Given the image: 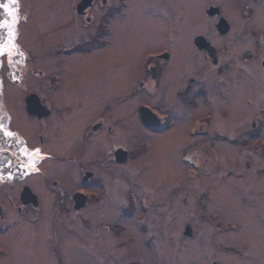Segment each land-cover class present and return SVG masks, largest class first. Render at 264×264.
<instances>
[{"label":"rangeland","instance_id":"obj_1","mask_svg":"<svg viewBox=\"0 0 264 264\" xmlns=\"http://www.w3.org/2000/svg\"><path fill=\"white\" fill-rule=\"evenodd\" d=\"M73 1H65L62 14L55 11L52 3L46 5L51 14L48 25L61 32L62 40L66 39V42L77 41L78 37L76 40L71 38L77 33L86 39L83 36L86 33L73 17ZM143 1L136 0L131 4L129 22H112L116 33L112 44L101 51L99 58L105 59L103 63L98 65L84 58L77 61L78 76H91L75 90L80 93L82 105L72 118L77 123L84 112L85 120H88L102 108L108 110L112 107L116 115L123 117V123L116 130L118 134L102 139L101 146L105 147L100 153L107 152L114 141L124 142L136 153L138 148H134L129 131L133 128L140 132L145 139L140 141V150L145 151L139 159L121 169L134 174L138 168H146L142 170L139 182L149 189L157 187L151 198L157 201L169 199L162 204L160 214L150 215L153 217L149 222L138 226L143 229L145 226V233H139L136 219L128 216L121 221L122 226L114 227V237L107 234L103 224L114 223L119 203L129 207L126 189L134 185L132 181L125 182L116 176L106 194L105 205H99L100 209L94 211L91 204L80 215L74 211L79 208L72 209L75 213L68 211L62 214L56 209L54 198L47 199L46 203L43 198L45 213L40 226L32 229L28 222L22 220L16 226L18 229L11 230L6 242L10 245L11 258L2 260V264H53L46 250L50 243L69 253V264H264V0H175L178 8L172 12L178 33V58L174 60V69L165 75L163 92L155 100L163 108H170L176 101V91L184 88L190 77L200 80V74L205 75L210 84L218 82L219 74L213 72V64L203 59L191 41L195 34H202L218 53L222 43L230 44L228 53L220 55L222 61L228 55L234 57L228 74L235 82L228 92L230 99L223 103L231 113L229 118H224L213 107L202 109L214 114L212 128L222 130L227 139L191 133L189 116L183 123L185 130L174 132L173 129L179 126L177 123L165 134L155 136L153 151H147L148 144L144 145L150 134L142 130L132 113L139 99H127L126 95L139 79L145 51L155 48L150 45L153 40L146 34L149 23L153 20L164 23V41L168 21L144 14L142 8L146 4ZM157 1L146 0L149 4ZM210 2L221 5L232 21L234 33L224 40L215 28L219 14L209 15L205 11V8H217ZM136 24L139 28L137 33ZM125 29L130 33V42L134 40L132 45L140 42L138 49L142 59L138 58L137 70L134 60L126 59L128 51L122 46L124 36L120 31ZM260 31L263 39L257 34ZM248 52L252 54L247 56ZM131 67L133 71H130ZM248 100L252 104L247 105ZM178 109L175 103V113ZM256 114L263 117V122L258 124L261 129L251 135V126L246 123ZM85 120L80 121L79 129ZM170 131L174 136L165 140L162 148L158 146L156 149L157 140ZM210 139L213 145L208 143ZM70 169V176L80 173L73 164ZM75 176L68 179V186H75ZM141 185L136 187L137 191ZM66 205H70L68 201ZM81 214L88 220L82 221L79 218ZM33 249L37 255L31 262L28 259L30 254L26 253Z\"/></svg>","mask_w":264,"mask_h":264},{"label":"flooded vegetation","instance_id":"obj_2","mask_svg":"<svg viewBox=\"0 0 264 264\" xmlns=\"http://www.w3.org/2000/svg\"><path fill=\"white\" fill-rule=\"evenodd\" d=\"M65 1L17 0L16 4H11L10 0H0V3H9L10 8L16 13L15 16H9L5 10L0 9V24L7 21L10 25L0 27V48L5 49L0 52V239L2 238L0 264L2 260L8 261L11 258L10 245L6 243L11 230H15L22 220L28 222L32 229L40 226V220L45 213L43 198L45 203L47 199L54 198L56 209L62 214L69 211L80 215L91 204L94 205L91 206L94 211L100 209L99 205H105L106 194L116 176L125 182L132 181L134 185L126 189L130 199L129 207L127 204L119 203L120 209L113 219L114 223L103 224L107 234L114 237L116 235L114 227L122 226L121 221L128 216L136 219L139 233H145V226L144 229L138 226L149 222V218L153 217L150 215L160 214L162 204L169 199L161 198L157 201L151 198L157 187L152 186L149 189L139 182L142 170L146 168H138L134 174L121 169L135 162L145 151L140 150V141L145 140L142 139L140 132L133 128L129 131L130 138L135 143L134 148H138L136 153L122 141H114L107 152L100 153L105 147L101 146L102 139L117 133L116 130L123 123V117L116 115L112 107L108 110L102 108L96 116L88 120H85L84 112L77 123H74L72 118L82 105L80 93L75 90L91 76H78L77 61L84 58L98 65L104 62L105 59L99 58L103 53L101 51H105L112 44L116 33L112 22L117 21L120 24L129 22L131 4L136 0H74L71 11L79 27L86 33L83 35L86 39L83 40L77 33L71 38L79 39L73 42L62 40L63 35L60 36L62 33L48 25L49 21L51 22L49 20L51 14L47 9V3L55 5V11L62 14ZM143 3L146 4L142 8L144 14L168 21L164 41H162L164 23L159 20L149 23L150 28L146 34L153 40L150 45L155 48L145 51L144 61L141 63L138 59L141 58L140 48L138 49L140 42L132 45L131 42L134 40L130 42L129 31L126 29L120 31L121 36H124L122 46L128 51L126 59L134 60L136 70L137 62L141 67L139 79L126 96L127 99L133 97L139 99L132 113L142 126V130L150 134V138H146L147 142L144 144H148L147 151L154 150L155 136L165 134L177 123L179 126L173 129L174 132L185 130L183 123H186L189 116L191 133H200L206 138L218 135L222 139H227L224 138L222 130L212 128L214 114L202 109L213 107L219 116L229 118L231 112L229 113L223 103L230 99L228 92L235 82L231 74H228L234 57L228 55L222 61L221 55L228 53L230 44L228 42L221 44L220 55L218 50L214 51V46L206 35L195 34L191 39L192 43L205 61H211L214 66L213 72L219 74L220 79L210 84L203 74H200L201 78L197 81L190 77L184 88L177 90L174 95L176 108H179L177 113L174 111L175 103L170 108H163L155 99L163 92L165 75L174 69V60L178 58V33L172 12L178 5L175 0H158L157 3L151 4L144 0ZM210 5L217 4L210 2ZM217 10L216 14L219 15L216 19L221 18L228 26L226 33L218 32L216 29L219 37L224 40L234 33L232 21L225 15L221 5H217ZM137 31L139 32V28L136 24L135 32ZM261 31L257 34L262 38ZM196 36L204 38L208 45L206 49H200L196 45ZM249 54L252 53L248 52L246 55L250 56ZM130 71H133L132 67ZM234 95L238 97L236 93ZM249 103L252 104L248 100L247 105ZM141 106L151 111L158 121L156 126L144 125L140 121L138 108ZM83 118L85 122L79 129ZM261 122L263 117L257 114L251 121H247L246 125L251 126L249 129L251 135L261 129ZM5 132L12 135H5ZM208 143L214 144L211 139ZM37 149L38 155L35 154ZM122 158L124 161L117 160ZM72 164L80 171L76 176L73 175L75 176L73 187L68 186V179L73 177L69 173ZM140 185L141 188L137 191L136 187ZM67 201L69 206L66 205ZM75 203L84 205L79 210H74ZM72 209L75 212H72ZM79 218L84 222L88 220L83 218V214ZM46 250L49 251L47 254L51 255L53 264H69L71 256L57 244L50 243ZM35 252L33 249L32 252L26 253L30 254L28 259L31 262Z\"/></svg>","mask_w":264,"mask_h":264},{"label":"water","instance_id":"obj_3","mask_svg":"<svg viewBox=\"0 0 264 264\" xmlns=\"http://www.w3.org/2000/svg\"><path fill=\"white\" fill-rule=\"evenodd\" d=\"M83 3V2H82ZM82 3H80V5L82 4ZM207 11V13L209 14V15H215V13H217V8H215V9H211V8H209V9H207L206 10ZM227 22L226 21H224V20H222L221 18L218 20V23L216 24V29L218 30V32H221V33H226L227 32ZM195 43H196V45L200 48V49H202V48H205L206 49V47L208 46L207 45V43L205 42V40H204V38L202 37V36H196L195 37ZM262 64H263V66H264V59L262 60ZM138 110H139V119H140V121H142V123L145 125H153V126H156L157 124H158V121L157 120H155V118H154V116H153V114L151 113V111L150 110H148L146 107H139L138 108ZM118 161H124V158H122V159H117ZM77 201V203H78V200H76ZM84 204H76L75 203V206H74V208H80V207H82Z\"/></svg>","mask_w":264,"mask_h":264},{"label":"snow or ice","instance_id":"obj_4","mask_svg":"<svg viewBox=\"0 0 264 264\" xmlns=\"http://www.w3.org/2000/svg\"><path fill=\"white\" fill-rule=\"evenodd\" d=\"M11 4H16L17 0H10ZM0 9L5 10L9 16H15L16 13L10 8V4L9 3H0ZM10 25L7 23V21H5L3 24H0V27H9ZM5 51V49L0 48V52ZM5 135L11 136L12 133L10 132H5ZM36 155L39 154V149L36 150Z\"/></svg>","mask_w":264,"mask_h":264},{"label":"bare ground","instance_id":"obj_5","mask_svg":"<svg viewBox=\"0 0 264 264\" xmlns=\"http://www.w3.org/2000/svg\"><path fill=\"white\" fill-rule=\"evenodd\" d=\"M174 134L173 133H168L167 136L161 137V139L157 140V146H159V148L163 147V143H165V140L170 139L171 137H173Z\"/></svg>","mask_w":264,"mask_h":264}]
</instances>
